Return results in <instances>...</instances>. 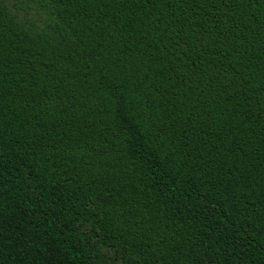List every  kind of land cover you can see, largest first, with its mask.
I'll use <instances>...</instances> for the list:
<instances>
[{
	"label": "trees",
	"instance_id": "1",
	"mask_svg": "<svg viewBox=\"0 0 264 264\" xmlns=\"http://www.w3.org/2000/svg\"><path fill=\"white\" fill-rule=\"evenodd\" d=\"M0 264H264V0H0Z\"/></svg>",
	"mask_w": 264,
	"mask_h": 264
},
{
	"label": "rangeland",
	"instance_id": "2",
	"mask_svg": "<svg viewBox=\"0 0 264 264\" xmlns=\"http://www.w3.org/2000/svg\"><path fill=\"white\" fill-rule=\"evenodd\" d=\"M9 1H12V0H9Z\"/></svg>",
	"mask_w": 264,
	"mask_h": 264
}]
</instances>
